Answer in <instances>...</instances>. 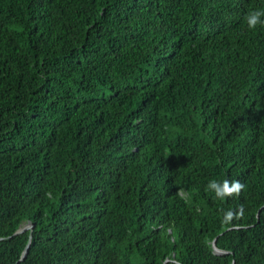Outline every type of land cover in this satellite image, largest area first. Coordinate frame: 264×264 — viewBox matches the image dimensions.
Returning a JSON list of instances; mask_svg holds the SVG:
<instances>
[{"label":"trees","instance_id":"1","mask_svg":"<svg viewBox=\"0 0 264 264\" xmlns=\"http://www.w3.org/2000/svg\"><path fill=\"white\" fill-rule=\"evenodd\" d=\"M257 9L0 0V264H264Z\"/></svg>","mask_w":264,"mask_h":264},{"label":"clouds","instance_id":"2","mask_svg":"<svg viewBox=\"0 0 264 264\" xmlns=\"http://www.w3.org/2000/svg\"><path fill=\"white\" fill-rule=\"evenodd\" d=\"M245 20L250 29H255L258 25L264 26V10L250 11ZM243 185L239 181L210 179L206 185V190L210 193H214L213 199L225 200L233 196V194H239ZM233 218V211L228 210L224 214V220L231 221Z\"/></svg>","mask_w":264,"mask_h":264},{"label":"water","instance_id":"3","mask_svg":"<svg viewBox=\"0 0 264 264\" xmlns=\"http://www.w3.org/2000/svg\"><path fill=\"white\" fill-rule=\"evenodd\" d=\"M34 225H35V224H33V223H29V224H27L26 226L20 228L18 231H16L15 234L23 233V232L27 231L28 229H30L31 231H33V229H34ZM31 238H32V234L30 235V240H29V242H28V244H27V246H26V248H25V250H24V252H23V254H22L21 259H25V257L27 256V254H28V252H29V248H30V244H31ZM216 240H217V239H215V240L213 241V247H214L215 252H216L217 254H220V255H221V254H227V253H229V251H226V250H223V249L219 248V247L217 246V242H216ZM233 264H235V262H233Z\"/></svg>","mask_w":264,"mask_h":264}]
</instances>
